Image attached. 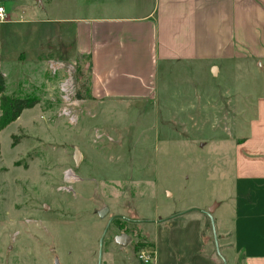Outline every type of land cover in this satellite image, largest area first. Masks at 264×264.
I'll return each mask as SVG.
<instances>
[{
	"label": "rangeland",
	"instance_id": "374dc122",
	"mask_svg": "<svg viewBox=\"0 0 264 264\" xmlns=\"http://www.w3.org/2000/svg\"><path fill=\"white\" fill-rule=\"evenodd\" d=\"M51 57L25 61V69L4 75L9 94L39 102L0 129V264L139 263V250L155 248L153 226L137 219L155 216L157 204L202 201L203 184L204 195H213L217 167L229 165L231 149L247 134L251 120L245 119L255 116L264 76L256 68L229 80L232 87L241 88L237 81L251 87L248 98L234 92L218 98L213 90L228 80L173 78L175 89L206 87V120L165 122L155 111L140 116L143 109L84 102L76 94L65 114L61 80L71 72L77 93L90 71L86 58ZM51 60L64 66L57 75ZM195 113L191 108L188 115ZM211 229L205 221L203 241L215 246ZM123 233L131 236L126 246L115 240Z\"/></svg>",
	"mask_w": 264,
	"mask_h": 264
},
{
	"label": "crops",
	"instance_id": "0c3cea01",
	"mask_svg": "<svg viewBox=\"0 0 264 264\" xmlns=\"http://www.w3.org/2000/svg\"><path fill=\"white\" fill-rule=\"evenodd\" d=\"M0 5L7 13L0 21V73L10 76L25 69V61L51 56L61 62L86 58L94 98L84 102L132 106L144 110L140 116L155 111L165 122L206 120V87L175 89L173 78L228 80L213 90L218 98L223 92L248 98L251 87L240 81L235 84L241 88L232 87L229 80L247 78L256 68L264 76V0H0ZM260 90L255 116L245 119L251 120L246 136L231 149L229 165L217 167L213 195H204L203 184L202 201L157 204L155 216L137 219L154 228L157 264H264V87ZM191 108L198 113L188 115ZM207 220L215 246L203 241ZM212 247L214 254L207 251Z\"/></svg>",
	"mask_w": 264,
	"mask_h": 264
},
{
	"label": "trees",
	"instance_id": "16d2710c",
	"mask_svg": "<svg viewBox=\"0 0 264 264\" xmlns=\"http://www.w3.org/2000/svg\"><path fill=\"white\" fill-rule=\"evenodd\" d=\"M76 96L78 99L94 98L91 91L90 74L88 85L87 82H81L78 86ZM38 102L39 100L36 97L9 94L7 92V79L4 74L0 73V110L2 112L0 129L6 128L9 124L17 120L25 109L34 107Z\"/></svg>",
	"mask_w": 264,
	"mask_h": 264
},
{
	"label": "built area",
	"instance_id": "2783aa9c",
	"mask_svg": "<svg viewBox=\"0 0 264 264\" xmlns=\"http://www.w3.org/2000/svg\"><path fill=\"white\" fill-rule=\"evenodd\" d=\"M7 19V13L4 5H0V21H4ZM59 61L51 60L49 61V66L51 69V73L53 75H57L59 70H61L64 66L58 63ZM68 75V74H67ZM72 73H69V77L61 80V90L63 93L64 99V113L71 114V107L73 102V98H75V88L73 86L72 81ZM138 257L143 264H157V254L155 250L141 249L138 251Z\"/></svg>",
	"mask_w": 264,
	"mask_h": 264
},
{
	"label": "water",
	"instance_id": "95a60500",
	"mask_svg": "<svg viewBox=\"0 0 264 264\" xmlns=\"http://www.w3.org/2000/svg\"><path fill=\"white\" fill-rule=\"evenodd\" d=\"M76 160L77 161L81 160V154L80 153L76 154ZM116 242H118L121 245H127V244H129L131 242V236L123 233V234L118 235L116 237ZM56 264H60V262L57 260Z\"/></svg>",
	"mask_w": 264,
	"mask_h": 264
}]
</instances>
